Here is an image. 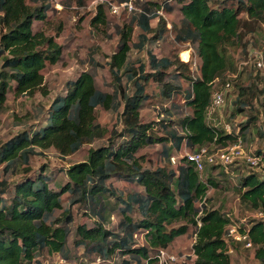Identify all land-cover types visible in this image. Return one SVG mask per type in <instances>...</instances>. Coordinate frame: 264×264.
Masks as SVG:
<instances>
[{
  "label": "trees",
  "instance_id": "trees-1",
  "mask_svg": "<svg viewBox=\"0 0 264 264\" xmlns=\"http://www.w3.org/2000/svg\"><path fill=\"white\" fill-rule=\"evenodd\" d=\"M78 1L84 5V0ZM178 2L182 20L173 23L172 29L179 43L195 45L200 58L197 75L191 74L190 61L156 49L148 50L149 65L129 67L134 28L142 31L140 49L147 43L160 44L169 28L161 12L175 10L170 0H146L147 12L131 10L134 14L130 23L117 25L119 44L107 63L116 85L113 92L99 89L94 74L83 71L68 83L66 94L53 96L45 111L40 110L43 113L37 123L0 143L4 174L18 166L24 173L17 181L0 180V264H41L42 256L56 253L63 264H70L76 259L71 236L76 247L87 251L90 261L86 264H105L113 256L121 264H161V252L169 253L177 238L190 234L191 225L196 238L193 257L184 256L188 264H232L231 245L237 249L244 243L228 238L227 232L238 224L225 209L206 204L200 209V201L219 183L211 175L203 178L186 151L195 152L212 144L222 147L243 138L241 130L227 134L210 124L208 108L215 89L222 88L230 71H237L250 54L244 51L239 60L228 49L243 43L245 22H253L254 28L248 30L251 33L261 28L264 0ZM51 9L49 0L34 5L29 0H0V110L11 93L32 96L39 91L48 97L44 69L56 64L63 53L55 36L43 29ZM95 9L92 24H105L110 6L99 2ZM244 13L248 19H243ZM155 18L158 24L154 27ZM242 45L243 49L247 47L246 43ZM247 66L243 65L238 77ZM261 75L264 78V72ZM240 88L241 95L249 89ZM121 93L124 109L118 116L120 123L107 137L108 129L97 120V112L99 108L118 110L116 101ZM179 95L186 108L181 107V114L176 115L175 98ZM153 98L169 104V109L161 119L143 121L142 108ZM245 106L241 99L237 113L245 112ZM95 142L101 143L89 149L85 160L59 170L64 177L56 183L57 188L51 186L57 173L48 172L44 165H32L33 158L44 157V151L50 148L66 157ZM156 144L163 146L155 162L152 147ZM256 152L262 154L264 150ZM241 168L248 169L238 179L242 201L255 214L264 215V174L248 166ZM123 182L129 187L127 191ZM67 193L79 196L71 205L86 206L84 214L91 224L75 223L73 210L62 200ZM115 216L118 222L113 225ZM238 226L242 232L248 230L252 242L248 249L254 250L264 264V218Z\"/></svg>",
  "mask_w": 264,
  "mask_h": 264
},
{
  "label": "rangeland",
  "instance_id": "rangeland-1",
  "mask_svg": "<svg viewBox=\"0 0 264 264\" xmlns=\"http://www.w3.org/2000/svg\"><path fill=\"white\" fill-rule=\"evenodd\" d=\"M84 5L79 4L78 0H49L52 4V9L49 12V20L43 27L45 32L49 35L55 36L56 41L62 46V57L56 64H48L44 69L45 87L49 90L48 97L43 96L41 92L36 91L34 95H16L11 93L9 100L5 103L3 109L0 110V143L7 139L23 132L29 126L38 122L42 113L40 110L45 111L46 107L50 104L51 98L55 95L66 94L68 83L77 79L83 71H89L94 74L96 85L99 89L105 92H113L116 89L115 81L108 66L110 60L109 55L116 50L120 35L117 31V25L130 23L134 10L148 11L145 4L146 0H133L131 2L133 8H125L126 1L123 0H84ZM162 2L163 0H155ZM187 1V0H186ZM30 4L42 2V0H29ZM99 2L107 3L112 10L108 13L106 23L95 26L92 24V18L96 14L95 5ZM175 6L170 14L166 11L164 17L168 21V30H166V39L160 44L147 43L143 49H140V34L141 30L138 27L134 28L132 36V49L129 54V67L137 69L142 64L149 65V49H156L171 55H178L181 61H190L191 74L197 75V66L200 58L197 55V50L194 44L179 43L175 39V31L172 29L173 23H179L182 20L180 12V4L178 0H170ZM132 10V11H131ZM243 19H248L244 13ZM158 24V18L152 20V25L155 27ZM254 28L253 22H245L243 28V43L247 47L243 49V45L239 44L237 47H231L229 52L237 59H241L245 52L252 53L254 51L264 52V23L257 33H251L249 28ZM150 36V35H149ZM156 46V48H155ZM154 47V48H153ZM245 51V52H244ZM250 55V54H249ZM248 55V57H249ZM248 57L245 59L247 60ZM243 59V58H242ZM238 60V61H239ZM243 60V61H245ZM241 61V62H243ZM240 62V63H241ZM239 63V64H240ZM1 65V62H0ZM147 65V70L149 66ZM253 65L247 66L238 78L231 79L230 74L234 73L231 70L229 76L226 77L227 81L232 80V89L228 91L225 103L222 107L215 110L209 115V123L216 125L223 129L227 134L233 132L235 134L243 131V140L248 147L253 148L255 151L264 150V78L261 75L264 70H254ZM172 69L169 70L171 72ZM258 71L261 73H258ZM126 71L125 73H128ZM259 74V75H258ZM123 81L126 82L127 76H123ZM224 81V80H223ZM238 85V87L236 86ZM249 88L245 90V94L241 95V88ZM251 87V88H250ZM151 91H156L151 88ZM123 96H118L116 105L118 110L111 111L99 108L97 112V120L101 121L108 129L106 136H110V132L115 125L120 123L119 114L123 112ZM245 100V112L237 113L239 101ZM177 109L176 115L181 114V107L185 109L184 98L182 95L176 96ZM45 103V107H43ZM180 107V108H179ZM169 109V104H161L158 99L153 98L149 100L142 108V120L151 121L161 119L166 115V110ZM170 110H172L170 108ZM189 111V109H186ZM159 127V125H155ZM244 126V128H243ZM249 126V127H248ZM245 131V132H244ZM101 143V142H99ZM88 143L85 144L76 154L70 156H61L57 150L50 148L44 151V157L39 159H32L34 167L45 166L48 172L52 171L57 173L55 184L51 186L57 188L59 179L63 180V174L59 175V170L68 168L72 163L82 161L87 158L89 149L96 147L99 144ZM168 145V144H167ZM162 144H156L152 147L154 153V160L158 159ZM152 153V152H149ZM173 162V160H172ZM177 162V160H176ZM174 163V162H173ZM238 165L214 167L207 165L201 173L203 178L206 176H213L219 183L217 188H210L207 195L206 205L210 208L225 209L231 215L233 220L238 225H243L246 222H251L255 218V212L250 208L249 204L242 201L241 194L238 191V179L241 175L246 174L248 169L243 170ZM174 166V164H171ZM24 177L21 168H18L10 174L5 175L0 166V180L8 178L10 181H17ZM123 189H129L126 183H122ZM79 197L77 194H64L62 197L66 206L73 210L75 223H84L88 221L84 211L86 206L81 204H73L72 200ZM200 206V203H199ZM201 209V206H200ZM135 217L139 214L135 213ZM118 222L117 217H112V224ZM195 227L191 225L190 234L177 238L170 246L169 255L175 256L176 264H188L184 256L193 257V244L196 235H194ZM240 243V242H239ZM75 248L76 259L70 264H86L90 261L87 251L83 247H76L73 242V237H70V246ZM232 264H261V261L255 257V252L252 249L244 247V245H231ZM45 264H63L60 254L56 253L53 257L42 256ZM105 264H121L115 256L111 257Z\"/></svg>",
  "mask_w": 264,
  "mask_h": 264
},
{
  "label": "built area",
  "instance_id": "built-area-1",
  "mask_svg": "<svg viewBox=\"0 0 264 264\" xmlns=\"http://www.w3.org/2000/svg\"><path fill=\"white\" fill-rule=\"evenodd\" d=\"M128 5L131 9L133 8L131 2L125 3L126 7H128ZM251 64L257 69L264 70V52L254 51L250 53L248 59L240 63L237 71L230 74V78H237L238 73L242 70L243 65ZM232 87V80H228L225 82L222 88L215 89L213 93V100L210 107L208 108V116L215 110L223 106V104L225 103L226 94L231 90ZM186 155L191 161L196 164L199 173H202L207 165H223L227 168L230 165L241 164L264 174V153H257L253 148L248 147L243 138H238L234 141L228 142L225 146L222 147L212 144L203 146L195 152L186 151ZM172 160L173 162H176V158H172ZM206 201L207 196L204 197L202 201H200L202 210L204 207L203 205L206 204ZM202 210L200 211V213L202 212ZM255 218H264V215L262 212H258L257 214H255ZM199 224L201 225V222H199ZM227 236L234 241L244 243L246 248L252 247V242L249 239L248 230L242 232V229L238 225L231 226L228 229ZM175 260V256H171L165 251H162L160 254L161 264H169V261Z\"/></svg>",
  "mask_w": 264,
  "mask_h": 264
}]
</instances>
